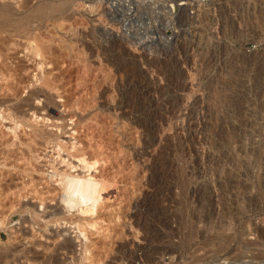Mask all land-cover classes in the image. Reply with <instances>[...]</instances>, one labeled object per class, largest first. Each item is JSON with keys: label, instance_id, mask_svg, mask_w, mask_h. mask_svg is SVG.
Returning a JSON list of instances; mask_svg holds the SVG:
<instances>
[{"label": "rangeland", "instance_id": "rangeland-1", "mask_svg": "<svg viewBox=\"0 0 264 264\" xmlns=\"http://www.w3.org/2000/svg\"><path fill=\"white\" fill-rule=\"evenodd\" d=\"M41 1L0 0V264H264V0Z\"/></svg>", "mask_w": 264, "mask_h": 264}, {"label": "bare ground", "instance_id": "bare-ground-1", "mask_svg": "<svg viewBox=\"0 0 264 264\" xmlns=\"http://www.w3.org/2000/svg\"><path fill=\"white\" fill-rule=\"evenodd\" d=\"M48 1V0H47ZM59 1V0H58ZM66 1V0H65ZM65 1L61 2L60 0V3L59 4V7H56L55 4L52 5V1H49V2H44L43 0L37 5L38 7H34L32 9H34V11L32 10V12L34 13V16L36 18H40L42 16H47V14H52V16H60V14L62 15L63 12L65 10H67V4L65 3ZM70 1V0H69ZM67 2V1H66ZM65 3V4H64ZM70 3V2H69ZM90 3V2H89ZM99 4V3H98ZM71 5V4H70ZM180 5V4H179ZM67 7V8H66ZM6 12V7L3 8L1 7L0 5V17H2L3 14H5ZM8 13V12H7ZM27 14V13H26ZM26 14H24L23 16L25 17L24 19H22L23 17H21V19L23 21H21L20 25H23L26 21H27V24L30 22L28 19L30 18L29 15L25 16ZM11 16L13 14H10ZM10 15H7L6 18H8V16ZM18 15V14H17ZM10 16V20L12 19H16L15 15H13L14 17L11 18ZM21 16V15H20ZM51 16V15H50ZM51 16V17H52ZM3 17L5 18V15H3ZM3 17H2V20H3ZM62 17V16H61ZM20 18V17H19ZM32 18V17H31ZM43 18V17H42ZM58 18V17H57ZM61 19V18H60ZM8 20V19H6ZM39 20V19H38ZM58 20V19H57ZM1 21V20H0ZM20 21V20H19ZM2 22V21H1ZM17 22H18V19H17ZM16 22V23H17ZM43 22V21H42ZM72 22V21H71ZM9 23V21H8ZM11 23V21H10ZM15 24V26L17 27V24ZM4 24V23H3ZM7 23L5 22V25ZM19 24V23H18ZM31 24V23H29ZM4 25V26H5ZM10 26H12V24H9ZM7 26V25H6ZM32 27V26H31ZM17 28H20V26L18 25ZM55 29V28H54ZM16 30V29H15ZM75 30V29H74ZM72 34V33H71ZM55 38V37H54ZM34 41H37L36 39ZM69 43V42H68ZM33 44H37V43H33ZM39 44V43H38ZM75 44V43H74ZM34 46V49L30 47V49H32L34 52L35 55L37 56H40L41 60H39L40 62L43 61L45 58H47V56L45 55V53L42 51H40V48H38L40 45L38 46ZM49 45V44H47ZM29 49V50H30ZM58 49V48H57ZM47 50V48H46ZM63 50V49H62ZM61 50V51H62ZM59 52V51H58ZM47 54V52H46ZM60 55V54H59ZM54 58V57H52ZM50 59V58H49ZM48 59V60H49ZM46 61V59L44 60V62ZM50 62V60H49ZM48 73V76L50 75L49 72ZM47 73L45 74V76L47 75ZM50 76H53V75H50ZM44 79H48L46 80L48 82V84L52 81L50 79V77L48 78H45L43 77ZM55 79V78H54ZM51 80V81H50ZM44 81V80H43ZM47 82H46V85H47ZM53 83V82H52ZM51 84V83H50ZM53 85V84H52ZM39 96V95H38ZM40 97V96H39ZM7 109V108H6ZM51 111V110H50ZM20 112V110H19ZM18 116V115H17ZM10 117V116H9ZM12 117H13V114H12ZM45 117V116H44ZM43 117V118H44ZM48 117H46L47 119ZM48 120V119H47ZM53 125H55V122L52 123ZM40 129V128H39ZM34 130V129H32ZM42 130V129H41ZM35 131V130H34ZM46 133V132H45ZM58 145V144H57ZM80 155V154H79ZM80 161H82V163L84 162V164H82L83 166L81 167H87V171L89 170V167L91 165V162L88 163L86 162L87 160H85V158L83 159H79ZM62 161H65V160H62ZM71 168V167H70ZM70 168L69 170H60V171H57V174H58V178L56 179L57 181H59L60 185H61V194L59 195V200L61 202H63V205L62 207L65 209L66 212H71L73 214L74 211H79L81 213H85L86 211H89V210H92L95 208L96 206V202L99 198V194L100 192L104 189L103 188V185L104 187L106 188L105 184L101 181L100 179L97 180V178H95L93 175H91V173H86L85 171H80V172H77V173H74L73 171H70ZM65 169V168H64ZM103 183V185H102ZM139 198V197H138ZM100 199V198H99ZM24 208V207H23ZM148 211V210H147ZM69 223L71 224L72 226V230H70V232H72V234H68V238L69 239H73V243H79V248H77L79 250V252L81 250H83L84 252V255L86 254L85 252H87V246L84 244H86L82 238L85 236L84 234V230L85 228L82 227V223H80L79 221L77 222L76 220H74L73 216L72 217H69ZM72 218V219H71ZM1 219V218H0ZM76 221V222H75ZM0 222L2 223V220H0ZM68 221H65L66 226H70V224H67ZM137 223V222H136ZM2 225V224H1ZM64 232H67L68 229H63ZM69 233V232H68ZM66 234V233H65ZM1 244V243H0ZM5 243L3 242V245ZM2 245V246H3ZM5 246V245H4ZM81 247H84L83 249H81ZM4 249V248H3ZM81 249V250H80ZM82 252V251H81ZM80 252V253H81ZM83 258L84 256L81 255ZM85 258V257H84ZM226 260V259H225ZM224 264L225 261L222 260V262H220V264ZM66 264H76L73 260L71 261H68ZM229 264V263H228Z\"/></svg>", "mask_w": 264, "mask_h": 264}]
</instances>
